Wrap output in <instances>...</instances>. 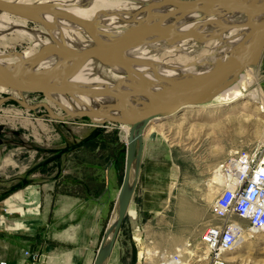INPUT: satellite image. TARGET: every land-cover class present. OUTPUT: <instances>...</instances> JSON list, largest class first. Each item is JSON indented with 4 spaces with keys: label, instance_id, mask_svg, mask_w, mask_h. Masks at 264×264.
I'll use <instances>...</instances> for the list:
<instances>
[{
    "label": "rangeland",
    "instance_id": "1",
    "mask_svg": "<svg viewBox=\"0 0 264 264\" xmlns=\"http://www.w3.org/2000/svg\"><path fill=\"white\" fill-rule=\"evenodd\" d=\"M61 1L29 2L31 5L35 2L45 3L40 4V7L42 11L49 12L44 10L48 5L71 4L76 0ZM80 5H84L82 0ZM100 10L98 9V13L103 18L108 16L109 20H104L112 28L123 22V17L119 15L121 12L116 9ZM7 16L11 24L23 22L27 29L45 31L39 24L16 16ZM29 46L27 39H22L11 29L0 35V54H18ZM165 56L167 53L159 55V59L168 62L169 57ZM243 76L249 85L245 86L244 97L239 101L207 107L211 102L209 98L199 106L186 109L182 115L173 117L170 122L150 127L149 131L160 137L150 142L148 137L145 138L143 176L137 179L130 205V210L138 214V234L148 248L146 253L150 254L147 261L168 255L172 249L183 248L186 261L184 264H207V251L200 245L199 236L207 225L215 222L210 206L217 193L208 192L207 187L211 183L212 169L231 151L261 147L264 155V112L260 111L264 103V55L260 65L249 68ZM253 94L256 96L255 100L250 97ZM7 97H14L30 106L45 102L54 115H62L57 107L39 95L23 94L21 99L15 92L0 88V100ZM53 114H49L44 108L28 110L13 100L4 101L0 105V125L3 131L6 129L5 135L8 137L4 149L0 150L3 167L0 175V195L19 183L24 174L37 163L50 156L37 151V148H64L79 142L95 128L90 122L79 123V120H66L62 123ZM122 133L124 132L119 127L108 132L105 142L96 141L95 138L89 146H83L73 153L76 157L74 163L89 172L94 164L100 163V166H104L105 158H117L121 182L126 147L123 145L120 149L115 142L116 134ZM233 221L242 228L243 236L238 247L224 255L225 264H264V233L253 232L244 220L234 218ZM188 244H191L190 248L186 247Z\"/></svg>",
    "mask_w": 264,
    "mask_h": 264
},
{
    "label": "water",
    "instance_id": "2",
    "mask_svg": "<svg viewBox=\"0 0 264 264\" xmlns=\"http://www.w3.org/2000/svg\"><path fill=\"white\" fill-rule=\"evenodd\" d=\"M256 1L159 0L157 6H169L171 9L162 13L156 21L128 28L110 40L99 39L92 32L90 24L77 18L64 16L66 17L64 20L67 22L85 28L92 42L91 46L80 51H74L64 43L56 41L51 33L50 23L37 17L36 13L42 12L40 5H19L0 0V12L39 24L46 30L53 43V45L43 47L24 59L21 64L27 65V70H32L43 56L50 55L55 58V61L45 69L43 75L32 80H20L10 70L0 65V88L15 92L21 99H23V94L42 96L44 100L57 107L62 115H54L45 102L30 106L14 97H7L0 100V105L4 101L13 100L28 110L44 108L62 123L66 120H87L95 127L85 138L75 144L66 145L64 148L56 150L37 148V151L48 153L50 156L32 167L25 177L12 186L7 193H13L26 186L29 175L50 163H57V174L59 175L61 171L60 162L65 155L100 136L108 126L120 127L126 134V148L123 175L116 201V215L106 228L92 263L105 264L111 255L120 228L129 212L139 175L144 140L146 137L148 139H159L160 137L158 134L148 135L150 127L163 122H170L173 117L182 115L186 109L199 106L212 95L223 92L229 86L239 82L243 73L249 68L260 65L264 55V23L255 25L252 20L264 13V0L259 5H254ZM212 10L220 11L223 14L240 13L245 17V22L226 25L218 20L208 19L202 21L201 25H214L218 28V32H223L229 28H248L253 35L250 40L237 45V48L241 50L239 54L232 55L226 61L212 67L208 72L183 83L159 80L158 82L162 86L154 89L148 86L144 76L132 66L136 62L120 57L122 52L148 36L213 38L215 34L204 36L196 33L194 29L174 31L162 26L167 19L176 14L208 13ZM90 59H95L104 66L115 67L122 75L111 84L101 87L71 84L70 80ZM60 69L62 71L58 81H50L52 75ZM227 84L230 85L226 87ZM58 96L73 98L74 102L81 108L69 109L57 99ZM85 100L91 103H87ZM2 131L3 128L0 125V134Z\"/></svg>",
    "mask_w": 264,
    "mask_h": 264
},
{
    "label": "bare ground",
    "instance_id": "3",
    "mask_svg": "<svg viewBox=\"0 0 264 264\" xmlns=\"http://www.w3.org/2000/svg\"><path fill=\"white\" fill-rule=\"evenodd\" d=\"M3 1L13 2L19 5H31L29 2L31 0ZM54 2L57 3V1ZM62 2L63 0L61 3ZM80 2L81 0H76L71 4L62 3L58 5L53 4L51 6L48 5L47 10L49 12L42 11L36 13L37 17L50 23L51 33L54 39L64 43L74 51L85 49L91 46L92 42L85 28L67 22L64 20V18H66L64 16L77 18L90 24L92 32L99 39L110 40L117 37L128 28L156 21L162 13L171 9L169 6H157L159 0H82L84 5H80ZM261 2L262 0H257L254 5H259ZM37 4L40 5L45 3H32V5ZM98 9H116L118 12H121L119 15L123 17V22L118 24V22L115 21L118 25L116 24L117 26L112 28L107 25L106 21L109 20L107 18L108 16L103 18L102 15L98 13ZM106 18L107 20L105 21L104 19ZM208 19H215L226 25L245 22V17L240 13L223 14L220 11L212 10L208 13L192 12L187 14H176L167 19L162 26L174 31L194 29L199 35L206 36L207 34H215V36L213 38L202 36L193 38L148 36L122 52L120 57L136 62L132 64V66L144 76L150 88L156 89L162 86V84H159V80H167L172 83L190 81L208 72L212 67L226 61L232 55L239 54L241 50L237 48V45L250 40L253 35L248 28H229L223 32H218V28L214 27V25L203 26L200 24L202 21ZM252 23L255 25H262L264 23V13L254 18ZM24 25L23 22H13V24H11V20L7 14L0 12V35L3 34V31L11 29L13 32L15 31L19 37L27 39L30 43V46L21 53H1L0 65L10 70L20 80H32L43 75L45 69L55 61V58L50 55L43 56L37 66L32 70H27V65H23L21 62L43 47L53 45V43L46 33V30L27 29ZM163 53H167L169 57L168 62L165 61V59H159V55ZM181 58H183V60ZM61 71L62 69L57 70L52 75L50 81L57 82ZM121 75L122 73L117 68L104 66L95 59H90L85 63L78 74L70 80V83L73 85L85 84L101 87L111 84ZM244 76L239 82L233 86H229L223 92L212 95L210 97V106L207 107L232 104L244 97L243 92L245 86L249 85V82L245 80L246 78H244ZM253 93L258 94V92ZM250 97H253L254 100L256 99L254 94L252 96L250 95ZM57 99L71 110L81 108L74 102L73 98L58 96ZM85 101L91 103L87 100ZM260 111L264 112V103L260 107ZM125 132L127 133L126 128ZM260 142L262 143V141ZM214 182H216L217 185H221L219 180H214ZM207 187L209 188L208 192L212 194L218 191V187L213 186L211 183ZM133 223L136 225L134 227L138 228L136 217ZM184 263H186V261H184Z\"/></svg>",
    "mask_w": 264,
    "mask_h": 264
},
{
    "label": "crops",
    "instance_id": "4",
    "mask_svg": "<svg viewBox=\"0 0 264 264\" xmlns=\"http://www.w3.org/2000/svg\"><path fill=\"white\" fill-rule=\"evenodd\" d=\"M78 122L89 124L87 120ZM118 128H107L96 141L105 142L108 132ZM5 130L0 134V150L8 142ZM150 134L156 133L149 131ZM125 138V133L116 134L115 145L122 149ZM154 140L148 139L149 142ZM145 149L144 140L143 153ZM77 150L63 157L59 175L57 163H50L29 175L26 186L0 195V263H93L105 230L116 215L121 183L119 163L117 158H105L104 166L94 164L85 172L74 163L73 153ZM142 158L138 177L143 176ZM2 168L0 161V175ZM135 217L138 225L137 212L129 208L105 264H141L148 260V248L140 239L138 228L134 227ZM29 255H35V260Z\"/></svg>",
    "mask_w": 264,
    "mask_h": 264
},
{
    "label": "built area",
    "instance_id": "5",
    "mask_svg": "<svg viewBox=\"0 0 264 264\" xmlns=\"http://www.w3.org/2000/svg\"><path fill=\"white\" fill-rule=\"evenodd\" d=\"M214 180H219L216 184ZM211 184L218 187L210 206L215 222L207 225L199 243L207 251V264H225L224 255L235 250L242 239V228L233 221L247 222L250 230L264 233V155L261 147L228 153L211 172ZM191 247V244L186 246ZM34 261L35 255H29ZM183 248L141 264H184ZM4 264V263H0Z\"/></svg>",
    "mask_w": 264,
    "mask_h": 264
},
{
    "label": "trees",
    "instance_id": "6",
    "mask_svg": "<svg viewBox=\"0 0 264 264\" xmlns=\"http://www.w3.org/2000/svg\"><path fill=\"white\" fill-rule=\"evenodd\" d=\"M95 140V139H94ZM93 143V140L92 141H89L87 142L84 146H89V144Z\"/></svg>",
    "mask_w": 264,
    "mask_h": 264
}]
</instances>
